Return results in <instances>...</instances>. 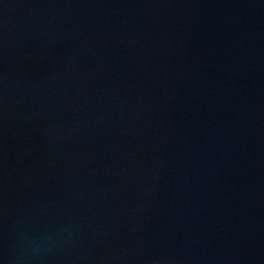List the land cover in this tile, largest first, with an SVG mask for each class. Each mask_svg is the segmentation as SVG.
Here are the masks:
<instances>
[{"label": "water", "instance_id": "water-1", "mask_svg": "<svg viewBox=\"0 0 264 264\" xmlns=\"http://www.w3.org/2000/svg\"><path fill=\"white\" fill-rule=\"evenodd\" d=\"M0 264H264V0H0Z\"/></svg>", "mask_w": 264, "mask_h": 264}]
</instances>
